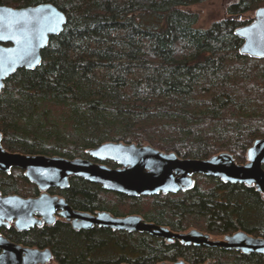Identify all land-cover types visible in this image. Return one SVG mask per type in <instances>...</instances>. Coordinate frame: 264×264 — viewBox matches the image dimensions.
<instances>
[{
	"label": "trees",
	"instance_id": "trees-1",
	"mask_svg": "<svg viewBox=\"0 0 264 264\" xmlns=\"http://www.w3.org/2000/svg\"><path fill=\"white\" fill-rule=\"evenodd\" d=\"M206 1L0 0L14 9L48 3L66 18L41 52V65L4 81L3 148L74 159L121 142L180 158L227 152L245 163L247 150L264 138V59L240 55L234 31L251 22L264 0H233L222 19L198 28L194 7ZM26 186L34 187L27 180ZM63 194L82 212L137 214L174 232L195 228L212 238L236 231L264 238L262 195L213 177L196 175L185 192L138 198L73 177ZM34 232L15 233L16 242L49 249L59 264H264L263 255L167 243L145 233L75 231L65 223Z\"/></svg>",
	"mask_w": 264,
	"mask_h": 264
},
{
	"label": "water",
	"instance_id": "water-1",
	"mask_svg": "<svg viewBox=\"0 0 264 264\" xmlns=\"http://www.w3.org/2000/svg\"><path fill=\"white\" fill-rule=\"evenodd\" d=\"M65 23L64 13L48 3L16 9L0 5V91L4 81L18 69L34 70L41 65V52L47 47L50 37L61 33ZM234 34L242 41L240 55L264 59V6L255 11L249 24L237 28ZM86 154L101 163L85 158L10 153L2 147L0 134V171L21 169L28 182L41 191L35 198L0 194V226H7L14 220L17 229L28 230L34 225L50 224L54 213L59 211V215L77 231L108 228L145 233L167 243L179 241L186 246L264 256V238L243 231L213 240L203 231L174 232L165 226L146 222L135 214L116 217L106 211L95 215L79 212L64 199L46 193L52 188L67 189L69 180L74 177L127 197L176 194L193 187L194 175H203L223 183L253 187L264 199V138L254 141L243 164H237L227 152L207 159L180 158L173 152L167 153L149 145L121 142L103 143L87 150ZM106 161L114 163L117 168L102 164ZM51 258L48 249L26 247L0 237V264H56L50 263ZM158 264L186 263L178 260Z\"/></svg>",
	"mask_w": 264,
	"mask_h": 264
},
{
	"label": "flooded vegetation",
	"instance_id": "flooded-vegetation-1",
	"mask_svg": "<svg viewBox=\"0 0 264 264\" xmlns=\"http://www.w3.org/2000/svg\"><path fill=\"white\" fill-rule=\"evenodd\" d=\"M10 153H17V152H10ZM85 159H89L91 161H94V160H92L90 158H87V157H85ZM94 162L101 163V162H98V161H94ZM102 164H105L106 166H108L110 168H117V166L114 163L109 162V161L102 162ZM193 179L195 181V177H193ZM9 184H11L12 186H9ZM15 184L18 185L17 190L13 187ZM33 186L34 187H30V188L28 187L27 188V186H26V178L24 176V171L21 170V169L11 168L8 172L0 171V194L2 196L15 195V196H18V197H21V198H35V197H38L41 194V191L38 190V188L35 185H33ZM26 190L29 191L27 194H26ZM64 190H66V189H64ZM64 190L52 188V189H49L48 191H46V193L49 196H51V197H58V198L64 199V201L71 208H73L66 201V198H65V196L63 194ZM74 210H76V209H74ZM76 211H78V210H76ZM79 212H82V211H79ZM97 212H101V211H94V212H87V213L95 215ZM108 213H110V212H108ZM135 215H137V214H135ZM35 217L37 219H41L40 216H35ZM57 223H65V224H69L71 226L70 223L66 222L59 215V211H56L54 213V220L50 224L42 223L41 225H34L33 227L29 228L28 230H19V229H17L15 227V225H14V220L12 222H9L7 226H0V237H4V238H6L7 240H9L12 243L19 244V243L16 242V241H18L17 240L18 238L15 237V235H14L15 233H27V235H29V234H31L32 231L34 232V230H39V229L43 228L44 226H53V225H56ZM150 223H153V222H150ZM71 228H72V226H71ZM98 228H100V227H98ZM75 231H77V230H75ZM78 231H82V230H78ZM19 245H22V244H19ZM22 246H25V245H22ZM26 247H31V246H26ZM33 248H38V247H33ZM38 249H41V248H38ZM42 250H44V249H42ZM51 256H52V253H51ZM52 258H53V256H52ZM52 258H51V261H50L51 263L59 264L57 262H53ZM171 263H173V262H171Z\"/></svg>",
	"mask_w": 264,
	"mask_h": 264
},
{
	"label": "rangeland",
	"instance_id": "rangeland-1",
	"mask_svg": "<svg viewBox=\"0 0 264 264\" xmlns=\"http://www.w3.org/2000/svg\"><path fill=\"white\" fill-rule=\"evenodd\" d=\"M233 0H208L203 4L196 5L194 9L199 14V22L196 27L208 28L214 21H218L225 16L227 5ZM221 236H213L219 239Z\"/></svg>",
	"mask_w": 264,
	"mask_h": 264
},
{
	"label": "bare ground",
	"instance_id": "bare-ground-1",
	"mask_svg": "<svg viewBox=\"0 0 264 264\" xmlns=\"http://www.w3.org/2000/svg\"><path fill=\"white\" fill-rule=\"evenodd\" d=\"M94 215V214H93Z\"/></svg>",
	"mask_w": 264,
	"mask_h": 264
}]
</instances>
